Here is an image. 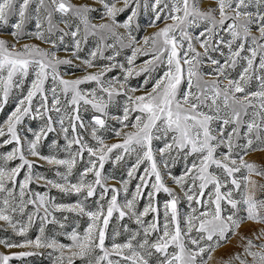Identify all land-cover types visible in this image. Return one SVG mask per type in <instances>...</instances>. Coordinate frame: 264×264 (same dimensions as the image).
Wrapping results in <instances>:
<instances>
[{
    "label": "snow or ice",
    "instance_id": "1",
    "mask_svg": "<svg viewBox=\"0 0 264 264\" xmlns=\"http://www.w3.org/2000/svg\"><path fill=\"white\" fill-rule=\"evenodd\" d=\"M93 3L102 5L100 23H93L91 17L99 10L86 2L0 0V32L15 41L9 43L0 36V110L14 90L20 92L0 124V148L11 146L0 152V222L23 237L19 242L2 238L0 245L9 250L52 249L58 253L53 264H75L77 259L81 264H209L214 252L238 236L240 250L216 264H264V228L250 236L237 232L245 221L264 225V199L256 197L257 190L264 192V184L250 179L264 177V166L244 159L250 152L264 151V0H213L214 6L206 10L200 0ZM141 10L151 12L149 26L157 30L139 41L132 31ZM124 13L127 16L121 22L117 17ZM57 15L59 23L54 19ZM161 21L164 26L158 27ZM32 22L35 31L29 32ZM201 25L203 30L193 35L192 30ZM90 36L98 37L97 44L81 57L82 45ZM26 37L49 47L33 43L17 47ZM197 44L203 51L197 50ZM118 46L131 50L126 65L116 60ZM61 47L70 53L69 58L57 55ZM108 49L113 55L105 56ZM214 52L223 62L212 56ZM140 56L149 58L137 66ZM74 59L80 61L75 67L85 74L65 79L60 66H72ZM98 59L107 63L97 64ZM205 60L212 66L209 79L202 71ZM238 66L241 70L234 79L229 72ZM90 68L97 70L87 71ZM116 68L120 76L109 77ZM30 74L33 78L25 94ZM141 75L143 83L132 87L129 80ZM49 81L51 86L46 87ZM253 81L257 87L250 91ZM83 84L95 87L81 88ZM114 105L122 115L110 113ZM89 108L92 114L86 122L81 112ZM26 120H39V128L25 125ZM106 134L118 142L108 143ZM49 139L50 152L45 155L41 145ZM60 152L66 155L61 157ZM113 156V163L130 162L120 188L109 186L107 181L115 177L103 173ZM181 160L184 168L174 174L172 169ZM39 162L53 166L58 179L35 171L42 166ZM78 164L83 167L73 182L70 177ZM133 180L137 182L129 198L128 185ZM33 183L44 190H33ZM52 189L78 198L71 204L56 203ZM121 190L125 193L122 204ZM161 192L167 197L162 212ZM97 196L95 208H89L87 202ZM145 198L140 210L138 203ZM182 202L187 211H181ZM53 210L87 217V227L82 233L75 228L64 232L68 244L47 237L46 224L65 227ZM149 215L151 220L146 219ZM114 218L128 235L116 242L121 233L114 230L108 246ZM126 218L136 229L123 223ZM37 219L39 234L29 239ZM35 254L0 252V264Z\"/></svg>",
    "mask_w": 264,
    "mask_h": 264
},
{
    "label": "rangeland",
    "instance_id": "2",
    "mask_svg": "<svg viewBox=\"0 0 264 264\" xmlns=\"http://www.w3.org/2000/svg\"><path fill=\"white\" fill-rule=\"evenodd\" d=\"M72 2L74 3H89L92 4L94 7H96L99 11L91 13V17H92V22L93 23H100L102 22L100 20V14L102 11V5H100L99 3H93V0H72ZM209 6H214L213 0H200V7L202 9H207ZM32 8H35V5H32ZM127 13L121 14L120 16L117 17V19L119 21H123L124 19H126ZM55 21L57 23H59L60 17L59 15H57L55 18ZM152 19V14L151 12H144L143 10L140 11V13L137 16L136 21L133 24V31H132V35L135 36L137 38V40L142 41V38L146 35H151L153 32H155L157 30L156 27H150L149 26V21ZM167 23H171V21H167ZM139 25V27H136V25ZM61 28L64 27V25L61 23L59 25ZM164 26V22H158V27H163ZM7 27V26H5ZM45 27H47V25L45 24ZM27 31L29 32H34L35 31V27H34V22L30 23L27 26ZM203 30V25H201L200 28L198 29H193V35H197L199 33V31ZM119 31L121 33L124 32V29H119ZM253 31H255V26H253ZM81 35H83V33H81ZM0 36H2L3 38L7 39L9 41V43H15V41L13 40V38L11 37V35H9L7 32H0ZM70 37L66 38V42H68L70 44ZM98 41V37H92L90 36L88 38V42L86 45H82V50L80 52V56L81 57H85L88 53V51H90L91 49H93ZM109 43H111L112 41L109 40ZM24 43H33V44H37L41 47H49L46 44L41 43V41L35 39V38H24L21 39V41L19 42V44H17V47H20V45L24 44ZM197 50L199 51H203L202 49L199 48V44L196 45ZM119 49V46H118ZM120 51V55L116 57V60L118 62L124 63L125 65L127 64L126 61V57L131 55V50L129 48H123V49H119ZM225 53H227V49H224ZM105 56H110L113 55V50L112 49H108L105 51ZM57 55L61 58H69L70 57V53L69 52H65L64 48L61 47L58 51H57ZM212 56L214 58L220 59L221 62H223V57H221L219 55V53H212ZM149 57L147 56H140L138 57V59L136 60V65L139 66L143 63L144 60L148 59ZM97 64H102V63H107L106 60H97L96 61ZM80 64L79 60H73V65L69 66V65H62L60 66V72L62 74H64V78L65 79H73L76 77H81L85 74V71L82 70L81 68H77L75 67V65ZM96 68H90L87 69V71L89 72H94L96 71ZM240 67L238 66L235 70H230L229 74L232 78H238V74L240 71ZM202 71L206 74L205 75V79H209L210 77L207 76V73L212 71V66L208 64L207 60H205V65L202 68ZM109 77L111 76H120V69L116 68L114 69L111 73L108 74ZM153 75H156V73H153ZM32 75L30 74L29 77L26 79V83H25V88H24V92L26 94L27 91V87L28 85H30L31 83V79H32ZM144 75L138 76V77H133L129 80V84L132 87H136L140 84L143 83L144 80ZM122 79V77H121ZM224 83H227V81H224ZM51 86V82H47L46 83V87H50ZM91 87H95L94 84H83L81 85V88H91ZM148 87H151V84L148 85ZM186 87V86H185ZM249 90L250 91H255L256 90V82L253 81L249 86ZM137 95H140V92L136 93ZM20 95V92L18 90H14L13 93L10 94L9 97V101L8 103L3 107L2 110H0V124H3L4 121L7 119L8 114L13 110L15 103L17 101V97ZM240 95V94H237ZM121 103H123V99L121 98ZM205 111H207V109H205ZM251 109L249 110V113L251 115ZM110 113L112 115H122V110L117 107V106H112L110 108ZM92 114L91 109L89 108L88 111H83L81 112V115L84 117L85 121L87 122L88 119H90V116ZM250 115L249 117H245V120L250 119ZM109 124L115 127H119L118 124H116L115 120H109ZM25 125L27 126H31L33 129H38L40 126V121L39 120H26L25 121ZM231 129L229 128V131ZM50 136L55 137V133L50 134ZM107 137V142L108 143H115L118 142L117 138H115L114 136L110 135V134H106ZM51 143V140H46L42 143L41 145V151L43 152V154L47 155L50 152V148L49 145ZM61 145L64 144L63 139L61 138L60 140ZM159 146H163L162 144H159ZM11 149V146H5L4 148H0V152H4V151H9ZM59 155L61 157L65 156L66 154L63 152H60ZM30 159H34L32 157H29ZM86 154H85V159H86ZM244 159L247 162H254L257 165L260 166H264V151H254V152H250L248 155H246L244 157ZM114 160V156L112 157V159H110L109 161H107L105 163L104 169H103V173L107 176H111V177H115V179H109L107 181L109 186H115L117 188H120V183L119 181L123 178L126 179L127 178V167L130 166V162L126 159L125 161H121L119 163H113ZM13 163H18L17 162H13ZM40 164H42V166L37 167L35 169V171H38L46 176H48V178L50 179H58L57 177H55L54 175V167L44 164L43 162H39ZM83 165L82 164H78L77 166V170H76V174L73 177H70V179L75 182L76 179V175H78V170L82 169ZM184 168V162L178 161L176 163V165L173 167L172 171L174 174L179 175L180 172L183 170ZM61 171H63L64 169L61 168ZM142 171V169H141ZM22 178V176H21ZM251 180H255L258 182V184H264V177H260V176H251L250 177ZM136 180H133L129 183L128 185V197H131V193L135 190V184H136ZM169 186H174L171 184V181H169ZM31 187L33 188V190L35 191H43L44 189L38 185H36L35 183H33L31 185ZM226 190V189H225ZM50 195L55 197V202L56 203H63V204H71L74 203L77 200V196L75 194H62L60 192H58L56 189H52L50 192ZM112 193L109 192L107 199H110ZM256 197L259 199H264V192L257 190L256 191ZM238 198V196H237ZM98 199L97 197H93L91 198L88 202H87V206L89 208L94 209L95 208V200ZM167 199L166 194H164L163 192H161L158 196V201L160 203L161 206V212H162V205L164 200ZM118 200L119 202L122 204L124 203L125 200V193L123 192V190L120 191L119 195H118ZM146 198L143 200H140V202L138 203V208L140 210L143 209L145 203H146ZM106 203V202H105ZM181 211H187V204L185 202H182L180 205ZM29 210H31V207L29 208ZM53 214L56 217V219L63 223L65 225V227L63 229L60 228L59 223L53 224V223H48L45 225V235L47 237H55L57 240H59L61 243L64 244H68L70 243V240H68L65 235H63L64 232H71L72 229H77L78 231H80L81 233L83 232L84 228L87 227V223H88V218L87 217H80L77 216L74 213H68V212H61V211H55L53 210ZM67 217V220H65L64 218ZM51 219V217L49 218ZM146 219L151 220L152 219V215H149ZM26 220V217H25ZM119 223L117 220H115V218L112 220L109 229H108V239H106V245L110 246L112 243V236H113V232L114 230H119L121 235L116 236V242H123L126 238H127V233L123 232L122 228H119ZM123 223H127L129 224L131 229H136V225L134 222L129 221L127 218L123 221ZM39 226H40V221L37 219L36 222L33 224V226L30 228L27 236L29 239H35V237L39 234ZM261 228H264V225L253 222V221H245L243 222L240 227L237 229V232L239 234H243V235H251L253 232H259V230ZM2 238H9L12 240H15L17 242H19L20 240L23 239V237H19L16 236L12 230L10 228H6L5 226L2 225V222H0V239ZM240 241H239V237L238 236H233L228 243H226L222 248L218 249L216 252L213 253L214 256V260L213 261H209V264H216V262L221 258V257H226L228 254H234L236 251H239V245ZM19 252V251H33L37 254L32 255V256H27V257H23L20 259H13L10 264H53V261L55 259V256L58 255V253H53L52 249H48V248H41V249H35V248H13L11 250L4 248L2 245H0V252ZM65 264H67V261H65ZM75 264H81V261L79 259H77L75 261ZM153 264H155V261H153Z\"/></svg>",
    "mask_w": 264,
    "mask_h": 264
}]
</instances>
